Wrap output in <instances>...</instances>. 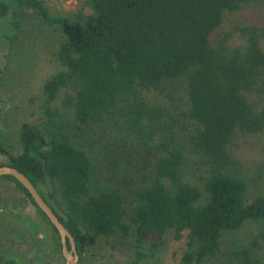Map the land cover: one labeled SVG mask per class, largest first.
<instances>
[{"label":"trees","instance_id":"1","mask_svg":"<svg viewBox=\"0 0 264 264\" xmlns=\"http://www.w3.org/2000/svg\"><path fill=\"white\" fill-rule=\"evenodd\" d=\"M14 2L58 34L15 145L0 139V165L30 179L72 234L78 264L102 237L132 234L137 250L169 229L176 240L185 232L174 264H203L223 247L236 264H255L264 247V0H84L64 13ZM247 5L258 19L223 27ZM8 11L0 0V17ZM0 178L36 207L61 255L27 189ZM127 179L128 207L118 187ZM0 264L27 263L0 251Z\"/></svg>","mask_w":264,"mask_h":264},{"label":"rangeland","instance_id":"2","mask_svg":"<svg viewBox=\"0 0 264 264\" xmlns=\"http://www.w3.org/2000/svg\"><path fill=\"white\" fill-rule=\"evenodd\" d=\"M6 1L8 14L0 17V139L11 147L16 143L14 131L23 117L27 99L50 68L49 58L58 33L54 24L43 21L34 10L18 7L14 0ZM43 1L51 12L57 13L78 9L84 3V0ZM259 12L258 6H243L226 14L223 27L256 20ZM132 185L129 179L119 181L118 185L127 207ZM56 241L55 232L27 196L13 182L0 178V251L21 263L66 264L53 249ZM184 247L185 232L182 239L176 240L169 229L161 238L150 237L139 244L140 258L135 264H174ZM137 250L132 234L102 237L82 253L81 264H131ZM203 264L236 263L230 249L223 247L217 256L206 258ZM255 264H264V247Z\"/></svg>","mask_w":264,"mask_h":264},{"label":"water","instance_id":"3","mask_svg":"<svg viewBox=\"0 0 264 264\" xmlns=\"http://www.w3.org/2000/svg\"><path fill=\"white\" fill-rule=\"evenodd\" d=\"M6 174L14 176L27 189L36 205L55 226L60 238L62 259L65 260L66 264H78L79 255L72 234L63 225L54 210L42 198L30 179L14 166L0 165V175Z\"/></svg>","mask_w":264,"mask_h":264},{"label":"flooded vegetation","instance_id":"4","mask_svg":"<svg viewBox=\"0 0 264 264\" xmlns=\"http://www.w3.org/2000/svg\"><path fill=\"white\" fill-rule=\"evenodd\" d=\"M60 256V258H63L61 255H59ZM51 257H54V255H52ZM64 260V259H63ZM65 261V260H64Z\"/></svg>","mask_w":264,"mask_h":264}]
</instances>
